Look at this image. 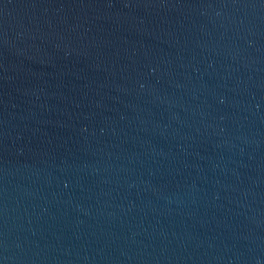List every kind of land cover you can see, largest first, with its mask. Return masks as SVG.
Here are the masks:
<instances>
[{"label": "water", "instance_id": "1", "mask_svg": "<svg viewBox=\"0 0 264 264\" xmlns=\"http://www.w3.org/2000/svg\"><path fill=\"white\" fill-rule=\"evenodd\" d=\"M0 264H264V0H0Z\"/></svg>", "mask_w": 264, "mask_h": 264}]
</instances>
